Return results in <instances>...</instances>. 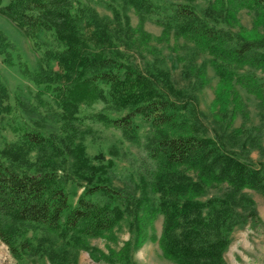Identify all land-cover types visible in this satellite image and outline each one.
<instances>
[{
  "label": "trees",
  "instance_id": "trees-1",
  "mask_svg": "<svg viewBox=\"0 0 264 264\" xmlns=\"http://www.w3.org/2000/svg\"><path fill=\"white\" fill-rule=\"evenodd\" d=\"M235 1L258 15L256 24L264 23V0ZM71 5L70 0H0V17L32 50L38 41L50 46L42 59L46 67L39 64L29 75L41 87L40 94L54 98L58 111L53 115L63 122L66 132L61 137H49L24 130L20 136L26 146L0 151L9 161H0V241L16 260L29 250L34 255L42 254L43 249L30 245L24 236L29 227H34L58 233L71 247L88 251L95 259V251L85 241L110 233L124 212L90 200L96 193L108 194V186L92 182L72 205L59 173L72 167L79 177L89 179L99 169L84 146L75 142L72 124L80 106L100 101L114 110L126 111L116 119L97 115L104 125L121 130L126 139L135 141L137 137L135 118L154 129L144 148L155 170L152 180L141 182L136 207L147 212L145 215L143 211V222L163 215L159 245L164 256L177 264H225L223 254L231 233L255 218L254 203L242 191L264 193V168H254L217 141L201 136L200 125L183 118L181 111L186 106L169 98L168 94L174 93L169 84L164 90L160 80L108 54L113 46L111 22L96 14H72ZM162 28V37L173 32L210 57L219 78L216 102L227 98L232 82L264 99V81L243 71L264 69L263 39L248 40L242 34L210 26L189 6L176 8ZM45 36H50L49 40ZM10 48L0 30V56L6 62ZM6 97L0 82V101ZM32 149L36 151L35 160L26 162ZM210 186L227 189L220 197L201 200ZM240 208L252 212L244 214ZM141 220L134 217L138 237L145 228Z\"/></svg>",
  "mask_w": 264,
  "mask_h": 264
},
{
  "label": "rangeland",
  "instance_id": "rangeland-1",
  "mask_svg": "<svg viewBox=\"0 0 264 264\" xmlns=\"http://www.w3.org/2000/svg\"><path fill=\"white\" fill-rule=\"evenodd\" d=\"M70 2L72 14H96L111 22L113 46L108 54L160 80L164 90L169 84L174 92L167 93L169 98L186 106L181 114L190 123L200 125L201 136L217 141L227 152L254 168H264V99L260 100L232 82L227 98L216 102L219 78L209 63L210 57L173 32L162 37V24L170 19L174 10L189 6L210 26L242 34L248 40H264V23L256 24L258 15L253 10L235 0ZM0 30L11 44L9 61L0 56V82L7 93L0 101V151L16 145L26 146L20 136L24 130H36L49 137L64 136L63 122L53 115L58 111L54 98L40 94L41 87L34 84L29 75L39 64L46 67L42 59L50 46L38 41V44L34 42L32 50V46L1 17ZM43 38L49 40L50 36ZM243 71L264 81V69L245 68ZM99 113L116 119L126 111L114 110L100 101L79 108L72 124L75 142L84 146L87 156L93 158L92 164L99 169L89 179L79 177L72 167L59 174L72 205L90 182L108 186L107 195L96 193L89 199L100 205L120 208L124 212L122 220L103 237L85 241L95 251V259L88 251L71 247L58 233L29 227L24 236L30 245H38L44 252L34 255L29 250V254L22 253L21 260H16L0 241V264H57L59 261L67 264H177L164 256L159 245L163 215L156 214L143 222L141 219L147 212L145 209L138 211L140 207H136V200L141 197V182L152 180L155 170V164L144 148L154 129L149 123L135 118L137 137L130 141L121 130L101 123L97 119ZM35 157L36 151L30 150L26 162H34ZM0 161L9 162L1 154ZM226 189V186H210L200 199L220 197ZM242 193L254 203L255 218H249L242 227L234 229L223 260L225 264H264V193L255 190ZM157 202L155 199V206ZM239 210L244 214L252 212L244 208ZM135 216L145 227L139 237Z\"/></svg>",
  "mask_w": 264,
  "mask_h": 264
}]
</instances>
